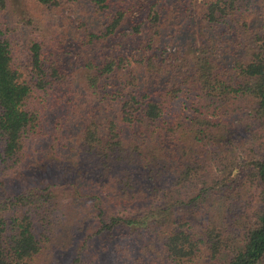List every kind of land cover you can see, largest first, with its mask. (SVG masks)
Returning <instances> with one entry per match:
<instances>
[{
  "label": "rangeland",
  "instance_id": "374dc122",
  "mask_svg": "<svg viewBox=\"0 0 264 264\" xmlns=\"http://www.w3.org/2000/svg\"><path fill=\"white\" fill-rule=\"evenodd\" d=\"M61 1L59 6L48 8L36 0H7L8 7L1 14V26L12 44L14 61L20 71L29 75L31 45L41 42L44 58L52 72L54 67L57 69L59 77L54 80L56 85L41 96L45 97L46 104L39 94L33 99L35 108L40 104L43 109V131L38 137L27 138L21 164L9 170L8 165L0 161V221L13 216L12 204L19 205L16 210L22 216L32 217L38 238H43L44 244L51 238L48 249L33 264H69L79 254L83 256L81 262L90 261V264H121L120 257L128 263L142 258L145 264H163L166 233L189 226L187 229L200 234L206 226L221 225L228 233L226 239L230 245L219 258L222 264L225 257L226 260L231 258L245 241L247 230L262 204V191L251 169L242 170L233 193L224 197L223 208L213 201L209 207L194 212L174 206L169 212L164 209L177 199L188 200L196 195L206 180L211 184L221 183L226 179L225 170H221L229 162L234 160L239 165L247 157L264 155V122L249 126L233 122L244 116L226 117L232 131L216 137L203 136V142H194L190 147L201 168L199 176L186 186L169 185L158 195L151 190L154 172L150 169L131 166L133 179H129L122 174L125 166L107 168L81 145L83 131L105 108L104 103H92L95 96L87 78L93 74L90 71L97 70L90 67H102L108 61L119 64L122 60L126 67L124 72L109 80L115 95L117 87L126 86L128 80L136 78L142 86L151 83L154 54L168 56V65L179 59L181 69L186 70L185 66L199 54L198 48H217L214 41L219 46L222 44L219 38L225 28L205 29L200 20L212 0H110L113 12L123 9L127 21L120 32L107 38L102 35L104 25L111 21L110 12L99 11L90 0ZM154 4H159L163 25L161 35L156 36L161 42L156 53L148 48L153 32L149 29L147 15ZM243 18L238 26L240 30H236L241 32L240 41L236 34L225 32L230 35L224 38L227 44H222L221 51L227 59L233 58L231 53L237 47L240 49L239 43L247 44L259 33L264 20V0H250L249 11L244 12ZM137 25L143 26L141 35L133 31ZM229 42L234 47L226 49ZM146 48L149 50L143 51ZM244 48L240 57L246 55ZM212 50L218 53V48ZM175 80L173 77L172 83ZM151 86L159 95L158 86ZM181 95L175 97L167 109V120L173 123L181 114L188 121L193 115L190 100ZM177 135L168 141L173 158L164 171L174 177L182 175L179 171L190 163L183 154L190 139L179 142ZM126 145L131 147L129 143ZM115 171L121 173L122 178H116ZM140 179L144 182L142 185L137 183ZM21 197L27 202L20 204ZM112 217H147L149 230L101 233L102 221L108 223ZM107 246L118 251L110 256L109 262L103 250ZM131 247L134 255L130 253ZM199 264H210V261L203 257Z\"/></svg>",
  "mask_w": 264,
  "mask_h": 264
},
{
  "label": "trees",
  "instance_id": "16d2710c",
  "mask_svg": "<svg viewBox=\"0 0 264 264\" xmlns=\"http://www.w3.org/2000/svg\"><path fill=\"white\" fill-rule=\"evenodd\" d=\"M36 1L48 8H55L62 2ZM90 2L99 11L111 14V21L104 25L103 37H112L123 29L127 21L126 12L121 11L123 9H118L119 11L114 13L110 0ZM7 5V0H0V161L8 165L10 170L17 169L23 161L27 138L38 137L42 133L43 109L40 104L39 108H35L33 99L39 94L41 101L46 104L45 97L41 96L56 85L54 80L59 77V72L55 67L52 72L48 60L44 58L41 42H33L31 45L29 77L16 66L12 44L1 26V14L7 9ZM158 6L159 4L152 5L147 15L149 29L153 32L148 48H153L152 51L155 53L161 43L156 36L161 35L163 28L162 14ZM249 6L250 0H212L206 6L200 20L205 29L217 30L224 27L225 32L228 30L233 36L236 34L240 41L241 32L236 30H240L239 23L244 19V12L248 13ZM243 24L248 28L246 22ZM142 27V25L133 27L135 34L141 35L144 32ZM225 32L219 38L223 45L227 44L224 38L230 35ZM214 44L218 48V53L212 50L217 48H206L203 44L204 47L198 48L199 54L192 59L191 64L185 66L186 70L181 69L179 59L175 60L177 65L175 63L168 65L166 61L169 57L165 52L162 54L166 57L154 54L151 83L142 86L141 83L138 84L136 78L128 80L126 86L117 87L116 95L109 80L124 72L126 67L122 60L119 64L108 61L102 67H90L91 70H97L90 71L93 74L87 78L95 96L92 103H104L105 108L104 113L94 116L92 123L82 133L81 145L86 153L98 157L101 164L107 168L125 166L122 174L129 179H133L129 168L131 166L140 165L150 169L154 172L151 177V190L153 194L158 195L169 185L186 186L187 182L191 183L199 176L201 168L190 147L194 142H203L201 141L203 136L216 137L232 131L226 117L230 118L234 114L244 116L241 120L233 122L236 124L243 122L249 126L264 122V20L259 33L252 36L247 44L239 43L240 49L237 47L234 53H231L233 57L231 59H227L222 53V44L219 46L215 41ZM230 47H234L231 42L226 49ZM148 48L143 51L149 50ZM243 48L246 55L240 57ZM226 60L229 61L225 63ZM158 63L159 66H156ZM173 77L176 80L172 83ZM152 84L158 86L156 92L159 95L153 91ZM184 84L188 87L182 88ZM152 93L156 95L152 96ZM180 93L190 100L193 115L188 121L184 114H181L173 123L167 120V109ZM176 135L179 142L186 141V138L190 139V144L184 146L183 153L185 158L190 159V163L179 171L182 175L174 177L164 171L169 160L173 158L170 155L172 148L168 146V141H171V136ZM128 143L131 147L126 145ZM244 169H251L262 191V204L253 224L247 230L245 241L233 252L231 258L226 260L225 257L222 264H262L264 260V155L251 159L247 157L244 163L239 165H236L234 160L229 162V165L221 170L222 172L225 170L226 178L221 183L216 181L211 184L206 180L196 195L188 200L177 199L172 206L164 209L165 212H169L177 207L194 212L209 207L213 201L218 203L219 208H223L224 197L237 186L238 178ZM122 176L115 171L116 178ZM134 183L135 181H130L131 185ZM137 183L142 185L144 182L140 179ZM20 202L25 203L27 199L25 201L21 197ZM12 205L15 211L13 216L0 221V264H33L39 255L48 249L51 238L49 237L47 244H44L45 240L41 237L39 239L36 234L32 217L22 216L16 210L19 205ZM149 220L147 217H112L108 223L102 221L100 232L149 230ZM185 227L186 229L176 228L164 235L163 264H199L203 257L207 258L210 264H219L222 253L230 248L226 239L227 231L221 225H213L206 226L202 233L197 234L187 229L189 226ZM118 248L120 249L119 246ZM103 250L106 252L107 262L110 261V256L118 253L112 251L109 246ZM130 253L134 255L133 248ZM205 254H208V257L204 256ZM82 258L83 256L79 254L69 264H78ZM139 259L131 263L123 262L122 257L118 260L121 264H145L142 258ZM89 262L83 260L81 263L90 264Z\"/></svg>",
  "mask_w": 264,
  "mask_h": 264
}]
</instances>
